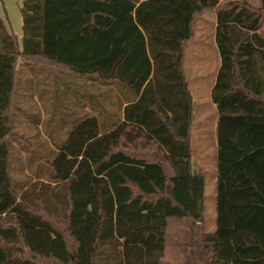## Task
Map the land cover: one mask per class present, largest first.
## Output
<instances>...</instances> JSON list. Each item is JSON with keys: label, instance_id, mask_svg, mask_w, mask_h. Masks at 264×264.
Listing matches in <instances>:
<instances>
[{"label": "trees", "instance_id": "16d2710c", "mask_svg": "<svg viewBox=\"0 0 264 264\" xmlns=\"http://www.w3.org/2000/svg\"><path fill=\"white\" fill-rule=\"evenodd\" d=\"M19 10L20 42L0 18V264H163L173 221L185 229L182 264H264V0H22ZM208 10L220 58L211 231L181 66ZM110 82L127 89L122 115L119 103L109 112ZM36 90L44 127L64 132L56 142L47 132L54 146L27 184L11 174L13 95Z\"/></svg>", "mask_w": 264, "mask_h": 264}, {"label": "rangeland", "instance_id": "374dc122", "mask_svg": "<svg viewBox=\"0 0 264 264\" xmlns=\"http://www.w3.org/2000/svg\"><path fill=\"white\" fill-rule=\"evenodd\" d=\"M2 1L10 13L9 21L13 23L12 12L19 13L17 8L19 2L18 0ZM219 1L224 2L227 0ZM244 1L252 6H257L260 3V0ZM204 14L210 15V12L205 11ZM207 18L202 21V17H198L194 23L195 34L193 45L188 47L186 51L184 71L188 80V88L192 91L193 97L191 144L193 154L198 155L200 158L202 163L200 173L205 178V215L200 224L202 230L211 231L214 228L215 217V187L211 176L213 171L212 163L216 161L217 146L214 124L216 122L217 111L216 107L212 106L209 100L208 86L212 80L218 60L214 40L209 34L210 28ZM200 49H203V52H199ZM20 62L21 58L18 57L15 66L18 70L20 69ZM27 74L28 72L23 71L21 77H25ZM82 80L79 78L78 82L81 83ZM83 81L86 84H88L87 82H91L86 79ZM41 85L45 86L42 83ZM17 90H20L19 86ZM37 93L38 91L36 90L30 97L24 98L20 96V93L15 94V96L13 95V104L18 109H14L13 132L15 135L13 136L10 154L11 174L15 179H28L27 184L36 179L34 175V170H37L36 164L37 166L43 165L41 158L53 148V141L56 142L63 138L64 132V127L55 126L54 122L48 123L47 127H44L42 121L48 118V115H45L42 104L36 99ZM84 103L86 104L84 108L87 109V101H84ZM47 132L52 133L53 141L47 135ZM18 135H21V137ZM191 161L192 171H197L194 165L195 159ZM37 172L39 173L38 170ZM184 230L183 223L174 221L170 223L167 230V243L163 264H182L183 252L180 248V242L184 241Z\"/></svg>", "mask_w": 264, "mask_h": 264}, {"label": "crops", "instance_id": "0c3cea01", "mask_svg": "<svg viewBox=\"0 0 264 264\" xmlns=\"http://www.w3.org/2000/svg\"><path fill=\"white\" fill-rule=\"evenodd\" d=\"M21 1L22 0H18L19 3L17 4V8H18L19 13L16 14L15 11L12 12V18H13L12 22L13 23H11L9 21L10 13L7 11L5 3L2 0H0V18L4 22V25L7 29V31L12 32L16 35L18 42H20V37H21V33H22V30H21V14H20V10H19V7L21 5ZM1 6H2V9H1ZM208 11L210 12V15L204 14L205 11H202L196 15L194 22H193V33L190 36V38H188L184 42L183 49H182V56H181V66H182V70H183V74H184V80H185L186 87H187V90H188L189 95H190V115H189L190 120H189V126H188V142H189V148H190V170L194 174H198L201 172L202 163H201L198 155L193 154V147L191 144V127H192V122H193V120H192V117H193V97L191 94L192 91L189 90V88H188V80L186 78L184 66H185V60H186V51H187L188 47H191L193 45V37L195 34L194 23L198 17H202V21L206 20V17H208L207 19L209 20V28H210L209 34L212 37V39L214 40V45H215L217 60H218L217 65H216L215 70H214V73H213L212 80L208 86L209 100L211 102V105L215 106L214 102L211 100L210 90H211V87H212L214 80H215V75H216V71H217V68H218L219 63H220V58H219L218 50H217L215 39H214V32H215V25H216L215 11L214 10H208ZM4 16L6 19L4 18ZM199 52H203V49H200ZM97 86L101 87L99 84H97ZM108 87H109L108 104H109V110H110L109 112H111L114 108H116V106L119 103V112H120V115H122V109L125 106V104L127 103V98L123 93L126 94L127 89L125 87L120 89V86L117 87V84L115 82H110ZM216 120H217V114H216ZM215 127H216V122L214 124V128ZM214 131H215V129H214ZM215 140H216V135H215ZM216 146H217V143H216ZM192 159H195L194 165L197 168L196 169L197 171H192V161H191ZM212 166H213V171H212L211 177L215 182V179H216V161L215 162L213 161Z\"/></svg>", "mask_w": 264, "mask_h": 264}]
</instances>
